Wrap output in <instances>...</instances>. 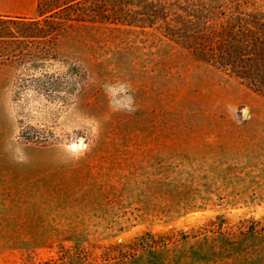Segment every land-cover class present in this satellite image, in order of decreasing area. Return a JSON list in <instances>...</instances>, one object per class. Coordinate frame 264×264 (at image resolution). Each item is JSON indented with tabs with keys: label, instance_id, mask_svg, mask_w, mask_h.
<instances>
[{
	"label": "rangeland",
	"instance_id": "374dc122",
	"mask_svg": "<svg viewBox=\"0 0 264 264\" xmlns=\"http://www.w3.org/2000/svg\"><path fill=\"white\" fill-rule=\"evenodd\" d=\"M37 3L0 0V17L35 18ZM13 36L0 38V264H264V95L250 76L150 29L80 24L54 59ZM41 62L82 77L39 94L25 81Z\"/></svg>",
	"mask_w": 264,
	"mask_h": 264
},
{
	"label": "trees",
	"instance_id": "16d2710c",
	"mask_svg": "<svg viewBox=\"0 0 264 264\" xmlns=\"http://www.w3.org/2000/svg\"><path fill=\"white\" fill-rule=\"evenodd\" d=\"M85 23L150 29L197 61L237 79L264 76V0H38L35 18L0 17V38L22 34L30 39L27 55L50 54L54 59L58 36ZM50 68L42 62L29 66L26 87L52 98L72 92L82 77L77 70ZM250 77L247 85L264 95V81ZM21 138L39 139L31 130H23Z\"/></svg>",
	"mask_w": 264,
	"mask_h": 264
},
{
	"label": "water",
	"instance_id": "95a60500",
	"mask_svg": "<svg viewBox=\"0 0 264 264\" xmlns=\"http://www.w3.org/2000/svg\"><path fill=\"white\" fill-rule=\"evenodd\" d=\"M245 114H247V112H245ZM81 144H83L82 141H80V142L78 143V145H77V149H81V148H82V147H81Z\"/></svg>",
	"mask_w": 264,
	"mask_h": 264
}]
</instances>
